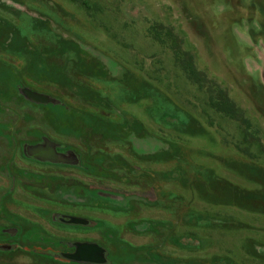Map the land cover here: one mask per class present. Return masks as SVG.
Listing matches in <instances>:
<instances>
[{
  "label": "rangeland",
  "instance_id": "obj_1",
  "mask_svg": "<svg viewBox=\"0 0 264 264\" xmlns=\"http://www.w3.org/2000/svg\"><path fill=\"white\" fill-rule=\"evenodd\" d=\"M91 2L0 0V264H264V0Z\"/></svg>",
  "mask_w": 264,
  "mask_h": 264
},
{
  "label": "trees",
  "instance_id": "obj_2",
  "mask_svg": "<svg viewBox=\"0 0 264 264\" xmlns=\"http://www.w3.org/2000/svg\"><path fill=\"white\" fill-rule=\"evenodd\" d=\"M77 8L82 10L86 16L91 18L98 26L110 32L111 25L109 21L112 19L108 14L104 13L101 7L91 0H69ZM153 40L159 44L169 42L172 50V61L175 67L179 68L184 81L193 85L204 97L203 105L218 115L221 119L238 124L241 130V142L248 141L247 131L250 129V122L244 117V113L227 95L226 91L220 87L214 80L209 79L207 75L196 67L193 55L181 48V42L170 28L163 25H156L149 30ZM244 126V127H243ZM228 140L239 148L241 142L238 137L231 135L227 131ZM234 136V137H233ZM238 138V139H237Z\"/></svg>",
  "mask_w": 264,
  "mask_h": 264
},
{
  "label": "flooded vegetation",
  "instance_id": "obj_3",
  "mask_svg": "<svg viewBox=\"0 0 264 264\" xmlns=\"http://www.w3.org/2000/svg\"><path fill=\"white\" fill-rule=\"evenodd\" d=\"M15 168L18 170H24V169H21L20 167H18V165H16ZM16 231L22 233V228H20V229L17 228ZM21 236L23 238V235H21ZM17 238L20 239L19 237H17ZM17 245H18V243H17Z\"/></svg>",
  "mask_w": 264,
  "mask_h": 264
}]
</instances>
